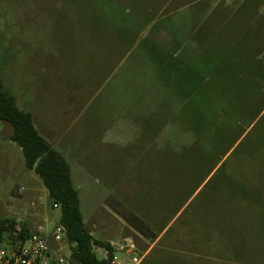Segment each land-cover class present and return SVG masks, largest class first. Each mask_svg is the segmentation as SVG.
<instances>
[{
	"label": "rangeland",
	"instance_id": "1",
	"mask_svg": "<svg viewBox=\"0 0 264 264\" xmlns=\"http://www.w3.org/2000/svg\"><path fill=\"white\" fill-rule=\"evenodd\" d=\"M234 1L0 0V80L70 164L86 227L121 262L264 264V98L221 148L197 143L206 98H188L206 86L216 102L241 78L264 90V0ZM10 133L0 121V220L52 231L61 212Z\"/></svg>",
	"mask_w": 264,
	"mask_h": 264
},
{
	"label": "trees",
	"instance_id": "2",
	"mask_svg": "<svg viewBox=\"0 0 264 264\" xmlns=\"http://www.w3.org/2000/svg\"><path fill=\"white\" fill-rule=\"evenodd\" d=\"M197 71V76H198ZM208 74H202L201 85L206 81ZM245 76V75H243ZM249 75L248 77H251ZM247 78V76H245ZM256 77V76H252ZM248 79V78H247ZM247 79H240L241 85L221 87L216 90V102L210 96L214 91L207 92L201 87L196 93L188 95L190 103L195 104L194 98L199 95V91L206 98L202 107V129L197 133V143L199 138L210 137L212 145L221 148L222 141L236 143L240 137L249 129L254 118H250V123L246 125L248 117L244 115L245 107H254L255 102L264 98V90L258 86V79H248L254 81L249 85ZM199 80V79H198ZM198 84V83H197ZM205 85V84H204ZM198 88V85H197ZM215 104V105H214ZM246 118V119H245ZM0 121L11 128L9 140L16 143L22 150L25 158V165L33 170L42 180L48 191L49 199L53 207L57 206L61 212L59 225L66 232L65 243L72 246V258L77 264H112L115 250L108 242L94 240L90 231L85 225L81 209L79 192L76 188L71 173V167L67 160L47 141L36 129L31 113L23 111L17 106L16 99L4 87L0 80ZM254 129L249 131L251 134ZM261 139L258 132L253 134L251 145L253 151L260 149L257 140ZM213 146V147H214ZM212 147V148H213ZM260 151V150H259ZM257 154V153H256ZM8 223L14 226L15 221L10 219L0 220V235L4 231V225ZM23 232L20 238H26L32 232L23 225ZM95 247L104 249L107 258L99 259L94 252Z\"/></svg>",
	"mask_w": 264,
	"mask_h": 264
},
{
	"label": "built area",
	"instance_id": "3",
	"mask_svg": "<svg viewBox=\"0 0 264 264\" xmlns=\"http://www.w3.org/2000/svg\"><path fill=\"white\" fill-rule=\"evenodd\" d=\"M22 232L23 226L20 224L4 225L0 235V264H70L61 247L66 238L65 229L61 225H56L52 231L40 227L24 239L20 238ZM139 263L140 260L136 258L121 262L116 256L112 261V264Z\"/></svg>",
	"mask_w": 264,
	"mask_h": 264
},
{
	"label": "crops",
	"instance_id": "4",
	"mask_svg": "<svg viewBox=\"0 0 264 264\" xmlns=\"http://www.w3.org/2000/svg\"><path fill=\"white\" fill-rule=\"evenodd\" d=\"M252 0H245L244 1V4H248V3H250ZM215 5H214V10H213V12H215L217 9H219V8H221V9H223V11H225V12H229V10H231V12L233 11V10H235V8L234 7H232L233 5H234V3H235V1L234 0H215ZM169 36V35H168ZM168 44H170V47L168 46V47H166V46H164V49H166V50H169L170 52L172 51V50H176V51H174V53H170V58L168 59V61L167 62H171V63H173V62H177L178 63V55H177V51L178 50H181L182 49V47L184 46L183 44L182 45H179L178 44V42H177V39L175 38V37H171V36H169V42H168ZM172 44V45H171ZM173 46V47H172ZM194 61H198V58L197 57H195L194 58ZM194 66V69H191L190 68V73H191V75L193 76V77H196V83H199L200 85H201V77H202V74L200 75V74H198V76H197V71H198V68H195V65H193ZM180 66H179V64H175V66H174V72H176V73H178V70L180 69L179 68ZM181 70H183V69H181ZM199 73V72H198ZM199 79V80H198ZM195 90H197V87H196V89ZM70 165V164H69ZM74 182V181H73ZM77 188V187H76ZM78 189V188H77ZM78 192H79V190H78Z\"/></svg>",
	"mask_w": 264,
	"mask_h": 264
}]
</instances>
